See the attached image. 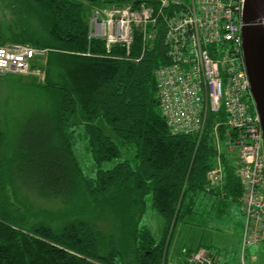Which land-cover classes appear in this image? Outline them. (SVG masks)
<instances>
[{
    "label": "trees",
    "instance_id": "trees-1",
    "mask_svg": "<svg viewBox=\"0 0 264 264\" xmlns=\"http://www.w3.org/2000/svg\"><path fill=\"white\" fill-rule=\"evenodd\" d=\"M12 1L13 21L8 32L0 26V45L48 51L44 64L33 67L41 68L43 82L25 86L35 107L9 158L0 155V264H167L170 229L192 213L184 210L188 193L208 192L217 141L235 143L238 132L228 128L222 110L209 116L202 138L171 134L155 76L169 63L162 20L157 37L137 35L127 55L122 46L108 52L104 42L88 38L92 8L119 1ZM78 126L88 136L94 178L75 154ZM122 149L133 157L103 169ZM234 162L222 153L225 186L211 193L241 203ZM18 182L57 208L23 203ZM149 197L167 222L161 244L141 226Z\"/></svg>",
    "mask_w": 264,
    "mask_h": 264
},
{
    "label": "built area",
    "instance_id": "built-area-1",
    "mask_svg": "<svg viewBox=\"0 0 264 264\" xmlns=\"http://www.w3.org/2000/svg\"><path fill=\"white\" fill-rule=\"evenodd\" d=\"M115 2L92 8L89 40L104 42L108 52L122 46L130 55L137 35L153 41L164 22L169 63L155 72L161 113L172 135L201 138L209 116L225 111L226 125L239 134L230 145L239 151L235 174L244 188V248L264 245V136L244 57L246 0ZM47 51L0 45V78L27 74ZM207 180L208 192L224 185L221 158ZM184 264H221V259L202 247L186 253Z\"/></svg>",
    "mask_w": 264,
    "mask_h": 264
},
{
    "label": "rangeland",
    "instance_id": "rangeland-1",
    "mask_svg": "<svg viewBox=\"0 0 264 264\" xmlns=\"http://www.w3.org/2000/svg\"><path fill=\"white\" fill-rule=\"evenodd\" d=\"M12 4V0H0V26L5 32H8L6 28L13 21ZM37 64L43 65L44 62ZM14 75L16 76L11 74L0 79V155L5 160L9 158V149L12 144H15L22 126L35 107L34 101H27V97L25 98V93H28L25 86L28 83H34L35 79L38 82L44 80L43 72L39 67L21 77H14ZM18 80L21 81L22 88L17 86ZM73 143L78 162L86 176L96 177L97 167L94 164L88 136L83 126H78L73 133ZM124 151L122 149V156L119 159L105 163L103 169H111L118 163L133 157V151ZM237 152L239 153L238 148L231 146L230 143L223 145L220 142L217 157L222 161V153H224L228 158L238 162ZM17 185L16 192L23 203L33 204L36 208L43 210L57 208L54 202L37 199L36 195L23 183L18 182ZM188 208L192 209V213L181 217L178 223L171 227L170 234L167 236L169 242L167 264H176L189 249L195 251L199 247H205L215 255H220L223 258V264H264V245L244 248L246 217L240 202L200 190L196 193H188L184 210ZM141 226L152 231L157 244L164 241L167 222L152 207V197L147 199V209Z\"/></svg>",
    "mask_w": 264,
    "mask_h": 264
},
{
    "label": "water",
    "instance_id": "water-1",
    "mask_svg": "<svg viewBox=\"0 0 264 264\" xmlns=\"http://www.w3.org/2000/svg\"><path fill=\"white\" fill-rule=\"evenodd\" d=\"M264 0H246L243 47L248 76L264 136Z\"/></svg>",
    "mask_w": 264,
    "mask_h": 264
},
{
    "label": "crops",
    "instance_id": "crops-1",
    "mask_svg": "<svg viewBox=\"0 0 264 264\" xmlns=\"http://www.w3.org/2000/svg\"><path fill=\"white\" fill-rule=\"evenodd\" d=\"M237 160H238V158H239V153L237 152ZM237 162H234V164H236ZM223 165V164H222ZM223 170H224V167H223ZM225 176V175H224ZM224 186H225V183H224V185L222 186V187H220L219 189H221V190H223L224 189ZM209 193H211V192H209ZM200 248H202V247H199L198 249H200ZM198 249H196L195 251H197ZM195 251H193L192 249H189L188 250V252L189 253H193V252H195ZM218 258H220L221 259V264H223L222 262H223V258L219 255V256H217ZM185 258H186V255H185V253H184V255L180 258V260H178V262L176 263V264H184V261H185Z\"/></svg>",
    "mask_w": 264,
    "mask_h": 264
}]
</instances>
